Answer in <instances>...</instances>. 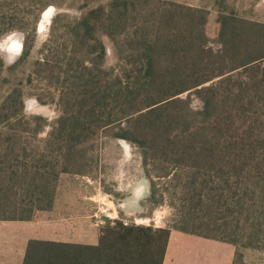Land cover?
<instances>
[{
    "label": "trees",
    "instance_id": "1",
    "mask_svg": "<svg viewBox=\"0 0 264 264\" xmlns=\"http://www.w3.org/2000/svg\"><path fill=\"white\" fill-rule=\"evenodd\" d=\"M5 5L12 7L0 4V41L25 32L16 14H5L14 11ZM82 9L63 27V44L49 40L45 58L34 62L35 73L45 67L52 77L54 58L64 52L60 89H47L58 90L49 94V103L57 99L63 110L46 138L17 129L26 125L18 116L23 111L19 86L6 90L0 102V220L28 221L50 209L60 175H89L81 172L86 165L81 146L117 126L112 137L139 150L151 184L145 203L155 207L165 192L174 200L179 191L180 220L168 228L112 220L100 229L97 246H74L73 262L64 264H162L170 229L229 243L236 247L232 264H247L239 248L264 252L260 230L244 234L236 224L215 234L193 227L211 224L196 212L214 203L231 206L237 222L243 202L251 201L248 193L264 194V100H257L258 83L240 79L237 72L264 60V25L219 16L221 47L214 51L205 45L208 13L201 8L167 0H111L106 8ZM23 35L21 56L9 66L0 57V74L11 75L25 63L31 40ZM109 55L117 71L104 66ZM34 97L45 103L40 94ZM191 97L200 102L198 110L191 108ZM159 181L173 186L159 189Z\"/></svg>",
    "mask_w": 264,
    "mask_h": 264
},
{
    "label": "rangeland",
    "instance_id": "2",
    "mask_svg": "<svg viewBox=\"0 0 264 264\" xmlns=\"http://www.w3.org/2000/svg\"><path fill=\"white\" fill-rule=\"evenodd\" d=\"M55 5H44L40 7L38 0H0V4H11L6 6V10H14L12 13L6 12L7 16L16 14L15 18L24 25L25 32L15 31L13 33H23L25 37L31 40V46L28 50L25 58V63L17 67L12 74L8 72H2L0 74V102L5 96L6 90H12L16 86H19L23 92V111L18 116H23L26 121V125L22 122L21 126H18V130H23L27 135H36L37 140H43L46 138L48 132L51 129V125L62 114V105L58 103L57 99L53 103H49V94L57 95L58 90L47 89L52 85H57L53 88H58L59 84L58 76L62 77L59 72L60 66L63 64L62 58L64 52H57L56 58H54L56 69H54L52 77L46 72L44 68H39V73L36 72V66L34 62L44 59L46 51L43 50V46L46 42L61 45L65 38L63 27L68 20H75L80 17L84 11L82 7L86 9L103 7L106 8L111 0H48ZM174 3L183 4L189 7L201 8L207 11V22L205 25V34L208 38V42L205 44L207 48H211L216 51L220 49V45L217 43L219 33L218 17L221 15H231L237 18L260 23L264 25V0H167ZM37 3V5L35 4ZM52 8L50 11V18L42 22V13L47 9ZM13 16V15H12ZM57 16V18H56ZM41 25V26H40ZM8 36L4 37L0 41V57L5 63V66L13 64L19 57L15 58L13 62H8L7 54L1 49V42ZM124 40L123 32L119 38ZM106 47H109V43L105 37H102ZM64 46V45H63ZM63 50V49H62ZM55 53V52H54ZM53 53V57H55ZM49 55V54H47ZM51 55V54H50ZM49 58V56H47ZM117 63L112 56H108L105 67H112L117 71ZM115 71V72H116ZM237 72L240 74V79H246L250 83H258L260 88L257 93V100H264V60L258 61L256 65L246 71L239 69ZM28 76L31 81H27ZM102 76V77H101ZM104 75H100V84L104 81ZM13 81H10L9 79ZM262 85H261V84ZM16 85V86H15ZM40 94L45 103H39L35 99L34 95ZM182 98L185 94L180 95ZM190 106L193 110L200 108V102L194 97H191ZM17 112V109H13ZM118 131L117 126L110 127L106 130L99 131L95 135H92L81 146L83 152V159L86 162L84 167H81V172H88L89 175L82 174H65L63 179L59 180L56 187V192H68V193H83L92 198L94 211L100 209L101 218L104 220V226L112 220H119L123 218L119 205L123 199L132 201L133 192L140 194V200L142 207L146 208V214H143V218L149 220L138 221L139 224L146 223L151 226H158L157 228L172 227L180 220L179 209L182 207V203L178 201L180 193L173 197L174 200L169 199L168 193H164L165 196L159 204L152 207L150 204L145 203L150 197L151 184L146 179L142 165L139 150L133 145L127 143L122 139L113 138V134ZM77 170V169H76ZM61 176V175H60ZM166 181L157 182L156 186L159 189H168L173 185H168ZM172 190V188H171ZM234 190V189H233ZM170 193V192H169ZM247 194V190H246ZM248 197L251 201L247 200L244 203L243 213L239 216V220L235 222V218L238 215H233L229 211V205L222 207L221 204L210 207L207 211L199 210L196 213L200 216H205V221L211 220V224L196 225L193 229L206 231L209 233L222 234V228L230 225V227L238 224L240 230H246L244 234H250L254 230H260L264 233V218L261 217V212H264V194H259L257 191H251L248 193ZM135 199V198H134ZM224 200H226L224 198ZM235 200V199H234ZM231 199V204H235V201ZM242 203H237L239 206ZM185 207V205L183 204ZM189 206V204H188ZM206 207V208H208ZM240 208V206H239ZM201 212V213H200ZM108 216V217H106ZM132 221H135L134 219ZM106 222V223H105ZM156 228V227H154ZM246 239H242L245 242ZM248 250L253 254L258 253L264 256V252L255 251L251 249L239 248V251ZM255 259V258H254ZM249 264H264L263 262H251Z\"/></svg>",
    "mask_w": 264,
    "mask_h": 264
},
{
    "label": "crops",
    "instance_id": "3",
    "mask_svg": "<svg viewBox=\"0 0 264 264\" xmlns=\"http://www.w3.org/2000/svg\"><path fill=\"white\" fill-rule=\"evenodd\" d=\"M139 195L133 192L135 199L122 200L121 220L151 226L138 222L149 220L143 218L147 210ZM91 200L83 193L55 192L51 208L37 212L33 219L0 220V264H64L73 262L74 246H97L104 220ZM235 254L236 247L229 243L170 229L162 264H232ZM242 256L247 264L264 261V256L248 250Z\"/></svg>",
    "mask_w": 264,
    "mask_h": 264
},
{
    "label": "water",
    "instance_id": "4",
    "mask_svg": "<svg viewBox=\"0 0 264 264\" xmlns=\"http://www.w3.org/2000/svg\"><path fill=\"white\" fill-rule=\"evenodd\" d=\"M52 12V8H47L43 13ZM24 35L23 33H13L3 40L4 52L7 54L8 62H13L15 58L19 57L23 50ZM17 46V47H16ZM2 48V47H1Z\"/></svg>",
    "mask_w": 264,
    "mask_h": 264
},
{
    "label": "bare ground",
    "instance_id": "5",
    "mask_svg": "<svg viewBox=\"0 0 264 264\" xmlns=\"http://www.w3.org/2000/svg\"><path fill=\"white\" fill-rule=\"evenodd\" d=\"M50 14H51V13L49 12V10H48L46 13L43 14L42 19H41V20H42L41 25H43V22H45L46 20H48V19L50 18ZM41 25H40V26H41ZM1 45H2V46H1L2 48H1V49L4 50V49H3V48H4L3 41L1 42ZM16 47H17V46H16Z\"/></svg>",
    "mask_w": 264,
    "mask_h": 264
}]
</instances>
